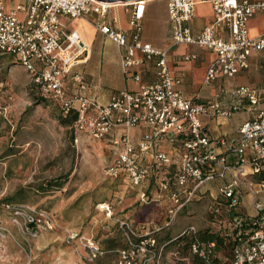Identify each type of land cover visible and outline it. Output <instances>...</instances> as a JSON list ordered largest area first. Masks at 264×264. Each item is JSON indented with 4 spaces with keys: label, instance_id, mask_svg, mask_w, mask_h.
Here are the masks:
<instances>
[{
    "label": "built area",
    "instance_id": "obj_1",
    "mask_svg": "<svg viewBox=\"0 0 264 264\" xmlns=\"http://www.w3.org/2000/svg\"><path fill=\"white\" fill-rule=\"evenodd\" d=\"M149 2L0 0V52L21 62L31 83L57 102L65 117L78 111L77 133L87 132L122 146L108 174L123 176L127 186L144 188L155 177L159 190L170 191L175 203L171 218L212 181H221L213 209L216 217L223 214V206L230 212L250 197L255 212L233 218L238 229L235 244L231 259L221 264H264V92L248 86L226 89L233 99L229 106L218 99L190 98L179 88L181 79L170 66L169 53L183 44L206 48L215 55L207 68L206 84L234 79L250 69L253 55L264 51V34L252 36L250 30L251 19L264 11V0H211L215 18L200 31L191 23L201 0H167L169 48H159L145 36ZM122 12L129 17L128 28L120 22ZM94 15L96 29L120 48L125 74L138 83L136 89L113 93L107 104L80 92L69 95L72 80L80 89L88 88L73 68L86 63L92 53L81 33L70 29V21ZM197 58L195 53L184 55L187 61ZM151 63L154 77L145 80L141 69ZM242 110L251 116L233 136L211 135L205 118L230 121ZM139 124L150 131L134 141L130 130ZM165 141L173 145L171 151L158 145ZM140 197L149 203L147 192ZM98 207L109 218L114 216L112 204L102 202ZM38 214L30 213L29 221L40 222L43 215ZM118 222L125 246L107 250L89 240L86 246L93 259L115 253L116 264H164L165 246H160L156 236L165 226L141 230L129 219ZM192 231L195 227L183 234Z\"/></svg>",
    "mask_w": 264,
    "mask_h": 264
},
{
    "label": "rangeland",
    "instance_id": "obj_2",
    "mask_svg": "<svg viewBox=\"0 0 264 264\" xmlns=\"http://www.w3.org/2000/svg\"><path fill=\"white\" fill-rule=\"evenodd\" d=\"M165 3H152L155 20L165 16ZM76 27L82 28L79 21L72 24ZM95 45L101 53L119 57L108 39L98 36ZM256 73L251 76L253 87L263 89L264 57ZM0 80V264H116L117 254L93 259L86 245L93 240L103 249L123 248L120 219L141 230L165 226L158 234V243L165 246L163 263L194 264L192 235L228 225L226 207L223 217L213 213L221 181L207 183L171 218L175 203L170 191L159 190L155 177L144 188L127 186L123 176L108 174L122 146L77 133L71 123H64L60 106L31 83L28 69L1 52ZM149 131L147 125L133 127V140ZM142 192L149 195V203L141 200ZM102 202L113 205L112 218L99 209ZM244 207L255 212L247 197ZM30 213L43 219L31 223ZM190 227L195 231L179 238Z\"/></svg>",
    "mask_w": 264,
    "mask_h": 264
},
{
    "label": "crops",
    "instance_id": "obj_3",
    "mask_svg": "<svg viewBox=\"0 0 264 264\" xmlns=\"http://www.w3.org/2000/svg\"><path fill=\"white\" fill-rule=\"evenodd\" d=\"M201 1L202 2H200L196 8V17L191 23L192 26L199 31L211 24L215 18L214 6L211 0H206L205 2H203V0ZM152 3L153 2H149L146 17L144 19L145 36L155 46L159 48H169L171 41L169 39L167 0L163 7L160 6L165 10V16L163 15L158 20H155L156 17L152 12ZM121 17L122 26L124 28H128L130 26L129 17H127L123 12L121 13ZM82 19L88 21L94 28V35L91 43H89L92 47V53L86 63L77 65L73 68V74H80L84 78L88 88L82 90L80 89L79 83L72 80L69 82V95L73 96L75 93L80 92L90 99H96L100 104H107L113 93L138 88V83L129 78L123 70L120 48L96 29L94 24L96 19H91V17L74 19L70 21V29L78 30L84 38V35L87 33L84 28H87L82 24ZM76 21L81 23L82 28H72V24ZM250 30L252 36L264 34V11L259 12L251 19ZM98 36L106 38L115 44L119 50V57L117 59L100 52L95 45L96 38ZM169 53L170 66L173 72L181 79L179 88L190 98L200 101L218 99L225 106H229L233 99L230 93L225 91L226 89L248 86L264 92V88L260 89L258 87H253L254 82L251 78V76L257 74L256 72L260 66L261 58L264 57V51L253 55L251 58L250 69L241 72L234 79L226 80L219 78L210 84H206L205 76L207 68L210 66L215 57L212 51L195 45L183 44L171 48ZM194 53L198 55L197 59L191 61L184 60V55ZM154 70V65L151 63L141 69V74L145 80H151L154 77ZM250 116L251 114L248 111L242 110L234 113L230 121L225 118H205V123L209 126L210 133L213 137L221 135L233 136L237 128H239V126ZM130 134L132 135V129L130 130ZM142 138L143 137L138 136V138L134 141H139ZM108 141L111 143L110 139H108ZM163 143L160 142L158 145L163 147L165 145V148H169L170 151L173 149L171 142L165 141ZM163 147L161 148L165 149ZM247 198L250 202L251 198Z\"/></svg>",
    "mask_w": 264,
    "mask_h": 264
},
{
    "label": "trees",
    "instance_id": "obj_4",
    "mask_svg": "<svg viewBox=\"0 0 264 264\" xmlns=\"http://www.w3.org/2000/svg\"><path fill=\"white\" fill-rule=\"evenodd\" d=\"M43 100H45V98H43ZM57 105L59 104L57 103ZM61 112H62V109H61ZM78 118H79L78 111L73 110V112L69 116L64 117L63 120H64V123H71L73 126H75V123L78 120ZM247 213L248 212L246 211V208L244 207V205H239L235 207L233 210H231L228 214H226V217L224 218V220L228 222V225H220L219 231H212L211 229H209L206 232H201L198 234L194 233V235H192L193 239L190 243V246L195 247V255L193 258L194 259L193 263L194 264H209L207 261V259L209 258L213 262L221 264L223 263V261H225V258H230L232 254L233 246L235 244V234L238 231V229L233 224V218L236 215L245 216L247 215ZM214 215H212L213 219H215ZM219 216L223 217L224 215L221 214ZM215 220L221 223L222 219H215ZM184 235L185 234L182 233V235H180L179 238L184 237ZM156 239L159 242L158 235L156 236ZM211 244H215V245L211 246ZM203 252L205 255L203 254Z\"/></svg>",
    "mask_w": 264,
    "mask_h": 264
},
{
    "label": "bare ground",
    "instance_id": "obj_5",
    "mask_svg": "<svg viewBox=\"0 0 264 264\" xmlns=\"http://www.w3.org/2000/svg\"><path fill=\"white\" fill-rule=\"evenodd\" d=\"M155 1H158V0H150V2H155ZM81 21H82V24L89 30V32L84 35L85 41L89 44L91 43L93 35H94V28L88 21L83 20V19Z\"/></svg>",
    "mask_w": 264,
    "mask_h": 264
},
{
    "label": "water",
    "instance_id": "obj_6",
    "mask_svg": "<svg viewBox=\"0 0 264 264\" xmlns=\"http://www.w3.org/2000/svg\"><path fill=\"white\" fill-rule=\"evenodd\" d=\"M99 1H103V2H131V1H135V0H99Z\"/></svg>",
    "mask_w": 264,
    "mask_h": 264
}]
</instances>
